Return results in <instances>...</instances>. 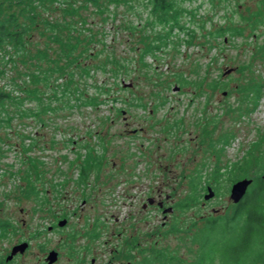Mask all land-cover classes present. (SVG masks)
I'll list each match as a JSON object with an SVG mask.
<instances>
[{
	"label": "rangeland",
	"instance_id": "rangeland-1",
	"mask_svg": "<svg viewBox=\"0 0 264 264\" xmlns=\"http://www.w3.org/2000/svg\"><path fill=\"white\" fill-rule=\"evenodd\" d=\"M79 1L78 27L91 30L98 53L84 59L119 60L126 69L117 79L108 69L76 71L70 88L66 79L56 81L58 90H68L63 95L40 82L39 98L8 107L11 121L0 123V264H47L50 250L57 252L52 264H134L152 250L174 257L170 264H193L194 234L205 218L231 215V178H251L248 199L264 204V193L252 192L255 176L264 174V86L256 106L244 91L264 85V20L251 18L264 11V0H178L180 23L193 33L175 30L166 47L143 60L145 31H161L158 23L147 27L158 18L146 0H100L102 10ZM52 16L64 18L61 9ZM220 26L240 27L242 35L208 36ZM60 27L67 37L68 28ZM31 33L33 53L46 42L48 53L43 61L36 53L33 66L65 61L58 42ZM14 60L5 73L0 68L5 90L13 87L12 76L18 83L26 78L17 54ZM90 97L98 104L80 103ZM88 149L101 161L82 179ZM207 186L214 195L205 200ZM192 193L196 199L181 205ZM225 230L220 226L222 247L233 240ZM133 238L138 246L127 252ZM22 241L27 250L6 262Z\"/></svg>",
	"mask_w": 264,
	"mask_h": 264
},
{
	"label": "trees",
	"instance_id": "trees-1",
	"mask_svg": "<svg viewBox=\"0 0 264 264\" xmlns=\"http://www.w3.org/2000/svg\"><path fill=\"white\" fill-rule=\"evenodd\" d=\"M99 1L84 0L83 6L92 5L96 9L102 10ZM81 5L82 2H77V0H0V64L2 65L0 68H2V74L5 73L8 64H15L14 55L17 54L24 67L21 72L26 77L21 83H18L12 76L13 87L9 90H5L1 86L0 114L3 115L0 116V123L3 121L9 123L11 121V117L7 116L10 109L8 107L21 106L25 101L39 98L40 90L37 84L40 82L43 83L44 87L53 86V95H56L58 91H61L63 95L68 90L64 88L63 90H58L62 83H56V81H65L66 79L67 83L64 86L70 88L73 79L72 73L76 71L80 76H86L90 74L91 70L101 69L100 71H105L108 69L116 78L120 75L119 73L122 72L123 68L126 69V66L119 60L109 61L110 64L93 65L90 61L84 59L95 57L98 53L95 47L90 46V43L94 41V35L91 30L85 32L81 27H78V24L82 23L83 20H76L77 17L75 18V16H79L77 12ZM146 6H149V12L155 14L156 18H158L156 21L152 20L148 23V29L158 23L161 26V31L159 30V33L154 32V34L149 30H147L149 32L145 31L141 38L144 41V45L140 49V60H143L147 53L166 47L169 43V37L175 30L178 33L184 29L189 30L180 23L181 15H178V12H183V10L178 5V0H146ZM14 7H19V10L17 11ZM56 9H61L64 16L59 22L53 16L48 19L49 14H52ZM256 12L251 16L253 21L255 22V18L260 19V17L264 20V11L259 8ZM45 13L48 15H45ZM259 21L262 22V20ZM256 22L258 23V20ZM59 25H64V28H68L67 37L61 35L62 27L59 28ZM33 29L39 30L41 35H47L48 43L58 42L60 50L62 49V58H65V61H62V59L60 61L59 59L51 61L49 59L46 66L41 64L33 66L31 60L36 53L39 56L38 60L41 61L48 55L46 52L47 42L45 48L43 47L42 50L39 49L36 53H33L32 48L29 46ZM226 31H229L234 36L242 35L240 27L226 28L225 26H220L209 30L208 36L216 38V36L221 34L224 35ZM191 33H193V30L186 32V34ZM224 41L225 39L222 40V42ZM11 50H13V53L10 54ZM120 81L121 84L124 83L123 80ZM184 82H186L185 77L182 78V83ZM53 83H56V85H53ZM263 86L255 85L254 88H251L248 85L244 89L246 94L250 92L254 95V106L257 105L262 96ZM125 87H129V85ZM214 87L215 85L212 84V88ZM105 90H108V88L101 91ZM44 94L45 92H42V95ZM80 103L85 105L98 104L94 103L91 97L85 98ZM48 106H43L42 110H48ZM34 115L36 116V112H34ZM94 152V149H88L87 154L83 158L79 168V176L82 179L87 177V173L96 165L100 164L101 159L95 157L97 155ZM217 172L218 170L215 169L210 174L212 181L217 180ZM231 180L236 181L238 178H231ZM253 182L256 185H253L252 192L254 194L260 191L264 193V180L260 176H255ZM195 185L196 182L192 181L191 189L193 193L197 191ZM193 193L187 195L181 205L186 206L189 202L195 200L196 196ZM247 194L238 203L234 204L230 216L205 218L203 228L194 234V238L198 239L199 244L197 257L193 264H256V262H259L257 264H264V204L260 199H256V201L254 197L248 199L249 195ZM248 200L252 203H249ZM249 204H253V206L248 207ZM223 225L226 227L225 231L233 236V240L226 244L225 247L221 246L225 241L223 240L224 236L221 239L219 234V228ZM137 246L136 239L133 238L127 243L126 250L129 252ZM165 255V251L152 250L151 253L143 255L134 264H170L173 262L174 257Z\"/></svg>",
	"mask_w": 264,
	"mask_h": 264
},
{
	"label": "water",
	"instance_id": "water-1",
	"mask_svg": "<svg viewBox=\"0 0 264 264\" xmlns=\"http://www.w3.org/2000/svg\"><path fill=\"white\" fill-rule=\"evenodd\" d=\"M232 68H229L226 70V72H231ZM225 73V72H224ZM127 85H130V83H127ZM225 94V92H223ZM262 179L264 180V174L262 175ZM252 179L251 178H241L236 180L230 188V193H229V198L233 203H238L242 197L245 195L248 186L251 184ZM214 195V190L208 186L207 187V193L204 194V199H209L210 197H212ZM153 202V200H149V203ZM161 206V203L159 204ZM170 212L171 208H166L163 210V212ZM66 223V220L63 219L60 221V225H63ZM28 244L26 242L20 243L18 245H14L12 247L11 253L9 254V256L7 257V259H10L13 254H15L17 251H22ZM57 257V252L54 250H50L46 260L48 262V264H52V262H54L56 260Z\"/></svg>",
	"mask_w": 264,
	"mask_h": 264
},
{
	"label": "flooded vegetation",
	"instance_id": "flooded-vegetation-1",
	"mask_svg": "<svg viewBox=\"0 0 264 264\" xmlns=\"http://www.w3.org/2000/svg\"><path fill=\"white\" fill-rule=\"evenodd\" d=\"M142 129V128H141ZM133 133H135V132H133ZM154 202V201H153ZM161 203V201H158L157 202V205H158V207H160V204ZM162 204H163V202H162ZM234 204H236V203H234ZM23 242H26V241H22V242H19V243H17V244H15V245H18V244H20V243H23ZM27 244H28V242H26ZM14 246V245H13ZM12 246V247H13ZM28 246H29V244L22 250V251H17L15 254H13V256L10 258V259H7V257L9 256V254L11 253V250H12V247H11V249H10V252L7 254V256H6V258H5V261L6 262H9V261H11V260H13V258H15L16 256H19L20 254H23L26 250H27V248H28ZM57 259V258H56ZM46 260V259H45ZM56 261V260H55ZM47 262V261H46ZM47 264H48V262H47Z\"/></svg>",
	"mask_w": 264,
	"mask_h": 264
}]
</instances>
